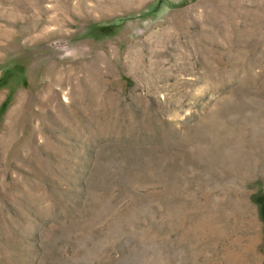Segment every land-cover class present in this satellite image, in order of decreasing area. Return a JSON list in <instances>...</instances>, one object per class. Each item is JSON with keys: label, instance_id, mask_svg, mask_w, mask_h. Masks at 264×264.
<instances>
[{"label": "rangeland", "instance_id": "1", "mask_svg": "<svg viewBox=\"0 0 264 264\" xmlns=\"http://www.w3.org/2000/svg\"><path fill=\"white\" fill-rule=\"evenodd\" d=\"M33 1L0 0V264H264V0Z\"/></svg>", "mask_w": 264, "mask_h": 264}, {"label": "bare ground", "instance_id": "2", "mask_svg": "<svg viewBox=\"0 0 264 264\" xmlns=\"http://www.w3.org/2000/svg\"><path fill=\"white\" fill-rule=\"evenodd\" d=\"M33 1V0H32ZM140 1L141 0H121V6L123 7V9L124 10H126V9H129V8H133V7H135V6H137L139 3H140ZM104 3V2H103ZM106 3H108V4H110L109 3V1H105V4ZM31 5L33 6V7H35V8H37V9H39V7L41 6L40 5V0H36V1H33L32 3H31ZM57 5V4H56ZM86 6V5H85ZM57 7H58V9H59V11H60V9L61 10H63V13L65 14L66 12L65 11H67L68 12V14H70V13H77V14H81L82 15V18H86V17H89V16H91L90 14H86L85 13V10H87V9H85L82 5H78L77 3H75L74 5H71L69 2H64V3H61L59 6L57 5ZM115 7V6H114ZM41 8V7H40ZM57 9V8H56ZM100 9H101V7H100ZM114 8H113V4L110 6V10H113ZM88 12H90L89 10H87ZM101 11H102V9H101ZM62 12V11H61ZM40 13V12H39ZM101 15L103 14V12L102 13H100ZM53 19V18H52ZM56 22V19L54 20H52V22ZM48 24V23H47ZM46 26L45 25H43V30L44 29H46L45 28ZM48 27H49V25H48ZM42 31V30H41ZM58 31H60L59 29H57L56 30V32H58Z\"/></svg>", "mask_w": 264, "mask_h": 264}]
</instances>
